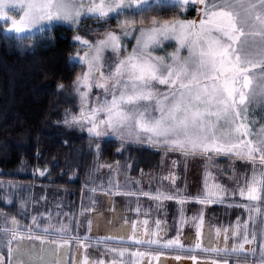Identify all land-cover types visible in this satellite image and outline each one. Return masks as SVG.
Segmentation results:
<instances>
[{
    "label": "snow or ice",
    "instance_id": "6c2138e0",
    "mask_svg": "<svg viewBox=\"0 0 264 264\" xmlns=\"http://www.w3.org/2000/svg\"><path fill=\"white\" fill-rule=\"evenodd\" d=\"M173 3L184 10L196 5L198 19L153 17L145 25L142 18L138 23L136 16L126 17L118 22L119 32L109 31L97 41L75 37L86 46L82 55L74 57L85 70L74 81L77 111L65 123L86 126L88 133L97 137L111 134L122 142L131 137L132 142L186 158L199 156L213 161L225 156L247 165L239 174L232 169L231 189L215 182L206 171L203 191L192 199L203 205L231 199L229 207L244 212L243 218L216 228L215 235L209 233L210 244L220 241L219 246L204 249L217 254L212 264H264V124L250 112L257 103L264 104V0ZM147 4L148 0H0V21L10 23L8 31L25 34L44 24L78 25L87 16L107 21L128 9L142 16ZM133 33L135 44L129 50L123 41ZM166 42H174L175 50L166 56L156 55ZM164 179L174 183L171 176ZM177 192L157 190L151 198L176 200ZM178 202L183 204L185 199ZM195 219L200 221L197 228L202 229V216ZM154 223L159 229L160 221ZM143 224L148 225V221ZM32 225L38 226L35 218ZM19 227L13 218L11 227H0V233L5 237L7 256L15 255L16 264H23L20 257L31 251L24 241L41 237L33 235L30 226H23L24 233ZM55 231L63 234L60 248L75 243L79 253L85 247L86 242L73 236L68 225ZM132 239L136 244L161 245L162 238L159 231H141ZM161 246L184 247L179 234ZM195 247H201L199 240ZM49 251L55 254L57 248ZM110 251L115 256L108 264H125L120 259L125 251ZM148 255L138 250L129 252L127 264H150ZM158 260L151 255V261ZM0 264L12 261L0 254ZM76 264L105 261L84 255Z\"/></svg>",
    "mask_w": 264,
    "mask_h": 264
},
{
    "label": "trees",
    "instance_id": "16d2710c",
    "mask_svg": "<svg viewBox=\"0 0 264 264\" xmlns=\"http://www.w3.org/2000/svg\"><path fill=\"white\" fill-rule=\"evenodd\" d=\"M144 9L142 16L130 9L107 21L87 16L77 30L56 24L42 33L22 39L6 36L4 26L0 24V184L18 185L17 191L20 192L11 195L12 202L8 206L3 203L8 195L0 190V213L6 207L20 205L23 197H26V209L29 210L35 205L38 188L59 191L62 195L60 201L67 207L74 198L77 209L81 203H88L81 197L86 187L84 180L89 176L92 183L89 187L91 203L88 204L94 209L99 205L96 201L101 192L96 188L103 168L108 169L106 180L128 170L130 177L121 182L120 187H128L133 179L159 169L163 156L154 147L122 146L118 140L91 138L85 132L62 128L66 125L65 120L77 111L74 81L85 70L72 59L76 53L72 44L75 34L88 41H97L109 31L119 32L118 22L126 17L136 16L138 23L142 18L145 25L153 17L184 20L197 17L194 5L184 10L175 4L153 1ZM58 85H63V89ZM220 161L216 164L222 165ZM117 164H121L120 167ZM38 171L45 176H36L40 174ZM73 179L75 184H69ZM24 188H37V193L27 198V194L21 193ZM130 189L138 190L137 185H130ZM8 191H15V188ZM120 199L126 205L132 203L128 197ZM14 210L17 212L20 208L16 206ZM14 210L13 214H16ZM212 211L215 215L227 217L233 212L240 213L241 209L215 205Z\"/></svg>",
    "mask_w": 264,
    "mask_h": 264
},
{
    "label": "flooded vegetation",
    "instance_id": "af4514ba",
    "mask_svg": "<svg viewBox=\"0 0 264 264\" xmlns=\"http://www.w3.org/2000/svg\"><path fill=\"white\" fill-rule=\"evenodd\" d=\"M36 176L43 178L45 174L40 173ZM107 176L106 173L99 174V187L96 190L101 192V194L99 195V200L96 201L99 205H95L94 209L91 208V204H88L91 203V190L89 187L92 183L91 176H89L88 179L84 180L86 187L82 191L81 197L82 200L84 199L88 203H81L77 209L74 198L70 199V204L67 207L65 203L60 201L62 200V195L59 194V191L54 190L53 192L46 193L45 190L38 188L39 193L37 196L35 195L37 197L35 205L29 207V210L26 209L27 207H24L22 210L20 209L16 212L14 210L16 206H10L6 207V209H10L12 213L8 214L5 210L1 212L3 215H0V227L10 228L11 220L14 218L19 222L20 232L24 233L25 228L23 226L27 225L31 227L33 235L41 237V239L37 240L24 241L26 245L31 247V251L20 257L23 260V264H76L77 259L80 258L82 260L84 255H88L93 260L100 258L105 261V264H108V261L115 256V253L110 251L111 249L125 251V255L120 258L125 264L129 260L128 253L137 250L149 254L147 260L150 264H187L188 256H191V254L181 250L177 252L172 250V248L161 246L164 241L175 239L178 235V228L172 226L174 224L172 219L175 208L177 209L175 203H165L162 205L161 201L153 199L140 200V196L133 195L132 199H138L139 202L132 200V203L126 205L120 198L127 197L128 195L120 193V190L108 189L109 182L106 180ZM136 180L138 183L139 179H133L131 183ZM75 181L73 179L69 184H75ZM131 185L136 186L137 184L135 183L134 185L133 183ZM108 193L113 194L114 197L112 195L109 197ZM172 208L174 212L171 213ZM13 210L16 214H13ZM234 213L232 216L230 215L232 223L236 216ZM5 217L8 218L7 223H5ZM33 218L36 219L38 226L32 225ZM145 220L148 221V225L143 224ZM157 220L160 221L159 229H156L154 223ZM61 225H68L72 229L71 234L73 236L81 238L82 243L86 242L85 247L79 253L77 252L75 243L70 244L67 248L59 247L63 243V234L57 233L55 229ZM45 228L49 229L47 233L44 232ZM141 231H159L162 238L161 245L134 243L132 239L133 234ZM183 236L187 235L183 233ZM143 238L149 239L150 237L144 236ZM151 238L155 239L156 237ZM52 240H55L56 244L47 243V241ZM183 242L182 244L185 245ZM208 245L212 244L208 242ZM52 248H57L55 254L49 251ZM0 254L7 257L9 261H12V264H16L15 255L12 257L7 256L3 233H0ZM151 255L158 256L159 260L151 261ZM194 255L197 257L201 256V258L204 257V259L212 256L205 251L196 252ZM176 257L180 258L177 259ZM133 259L135 258L133 257Z\"/></svg>",
    "mask_w": 264,
    "mask_h": 264
},
{
    "label": "rangeland",
    "instance_id": "374dc122",
    "mask_svg": "<svg viewBox=\"0 0 264 264\" xmlns=\"http://www.w3.org/2000/svg\"><path fill=\"white\" fill-rule=\"evenodd\" d=\"M162 2L164 4H174L173 0H148L149 2ZM148 5V4H147ZM147 5H144L143 7L146 8ZM196 6V5H194ZM197 9V6H196ZM130 9H128L129 11ZM92 18H96L94 16H91ZM113 17V16H112ZM115 17V16H114ZM113 17V18H114ZM86 17H82L81 21L78 25H71L68 24L67 22H56L53 24H44L39 26L38 28L32 30L29 33H25V34H16L14 32H10L7 30L8 27H10V23L9 22H5V21H0V24L2 26H4V33L6 36L8 37H13L16 39H22V38H26V37H31L35 34L38 33H42L46 30H48L49 28H51L53 25L56 24H61V25H66L68 27H70L73 30H77L81 23L83 22V20ZM97 19V18H96ZM196 19H198V11H197V17ZM135 35V33H133L132 35H130L129 37L124 39V43L126 44L127 48L130 50L134 44H135V40L133 39V36ZM79 35H74L72 37V44L75 46L76 49V53L73 55V61L76 62V60L74 59V57L77 56V54L82 55L84 51H86V46L83 45L80 41L76 40L75 37H77ZM80 37V36H79ZM84 40H87L86 38L81 37ZM174 49V42H166L164 45L163 49H158L156 51V55L159 56H166L168 53L173 52ZM183 54V53H182ZM252 118H254L259 124H264V104L261 103H257L253 108L250 109ZM63 130L66 131H74V132H85L86 134L89 135V137L91 138H100V139H114V140H118L119 142H121L123 145L122 146H128L130 144H135V145H148L147 143H136V142H132V138L131 137H126L123 142L121 141V139L117 138L114 135H106V136H94L88 133V131L86 130V126L84 128H81L80 125L78 124H74V123H66L65 126L62 127ZM155 150L158 149L160 152H162V156H163V160L161 162V165L159 167V169L157 168L154 171H151L148 174L145 175H141L142 177H140L137 183V180L134 183L137 184V188L138 190H131L130 189V185L133 184L130 181V184H128V187H120L119 184L121 182H125V180L128 178L129 179V172H127L128 170H126L125 172H121L119 175L117 176H112L109 177L108 180L110 181L108 184V189H115V190H120V193H124L127 194L128 198H129V202H132V197L136 196H140V200L144 199V200H150L152 199L151 197L153 195L157 194V190L160 191H164V192H171L173 190H178L177 192V199L176 200H161V204H165V203H172L174 202L175 205L177 206V209L175 208V212L173 211V208L171 210V213L174 212V217L172 219L173 223L172 226L173 227H177L178 228V234L180 236V241L181 243H185L183 248H172V250L175 251H186L189 254H191V256H188L187 259V264H195V263H201V264H212V262L214 261L215 257H217V254L215 252H210V251H205L204 249H207L209 247H215V246H219L220 241L217 240L216 243L213 245H208L209 242V233L211 232L213 235H215V229L218 227H227L230 223H232L230 221V216H224V215H215L212 213V209L215 205H224V206H229V204L232 202L231 199H225V201L223 203H209L207 205H203L199 202H196L194 199L197 196H200L202 191H203V182L205 179V174L206 171L207 172H211V176L215 179V182L220 183L226 187H228L229 189H231L233 187V180H232V176H233V171L232 169H235L236 174H239L241 172H243L245 170V168H247L248 166L245 164H242L239 161H235V160H230L228 157L225 156H219V157H214L213 161H205L203 158L197 156V157H184L179 153L176 152H164L162 149L159 148H154ZM157 151V150H156ZM218 160H221L220 162H223L222 165L221 164H216ZM173 162H175V165H173ZM226 162V163H225ZM121 164H117V166L120 167ZM39 173L41 171H38ZM108 169L107 168H103L102 173H107ZM126 173V174H124ZM171 176L174 179V183H172L170 180H165L164 177H168ZM210 183L212 182L211 180L209 181ZM14 186V187H12ZM18 185L15 184H5V183H1L0 184V190H4L6 192V195H8L6 198H4L5 200L3 201L4 204H7L9 206V204H11L12 202V194H18L20 192H18ZM10 188H15V191H8L10 190ZM27 189V190H25ZM23 190H25V192H22ZM21 193L27 194V198L31 197L30 194L34 195L37 193V191L35 192V188H24ZM144 190V191H143ZM46 193H49V190H45ZM143 192H148L150 193L149 196H145L142 193ZM39 193V192H38ZM128 193H134L133 195H129ZM5 195V196H6ZM123 195V194H122ZM145 196V197H144ZM14 197V196H13ZM23 201L20 202V205H16L18 206L21 210L27 206L25 200L26 197H23ZM179 199H185V203L181 204L179 203ZM134 201L139 202L138 199L134 198ZM29 203V202H27ZM32 205V204H31ZM160 206V205H159ZM161 207V206H160ZM173 207V206H172ZM240 209V208H238ZM6 213H12V211L9 209L5 208ZM234 213V212H233ZM232 213V214H233ZM231 214V216H232ZM234 214H236L234 221L240 217L243 218L244 216V212L241 209L240 213L235 212ZM176 215V216H175ZM203 218V222H204V226L202 229H198L197 225L199 224V219H195L196 217H201ZM181 220H183L184 222L181 223ZM225 221V223H224ZM233 221V222H234ZM185 228V229H184ZM198 230V231H197ZM182 231H184L183 233L186 234L187 236H183ZM2 234V233H1ZM202 237H203V241L202 242ZM186 238V239H185ZM197 240L200 241V243L202 244V246L200 248H196L195 247V243L197 242ZM205 251L206 253L211 254L213 257H210L208 259H204L201 258V256L197 257L194 254L196 252H203ZM195 258V259H193ZM206 260V261H205Z\"/></svg>",
    "mask_w": 264,
    "mask_h": 264
},
{
    "label": "crops",
    "instance_id": "0c3cea01",
    "mask_svg": "<svg viewBox=\"0 0 264 264\" xmlns=\"http://www.w3.org/2000/svg\"><path fill=\"white\" fill-rule=\"evenodd\" d=\"M173 217H174V215H173ZM202 242H204V241H203V237H202ZM205 261H206V260H205ZM195 264H201V263H195Z\"/></svg>",
    "mask_w": 264,
    "mask_h": 264
}]
</instances>
